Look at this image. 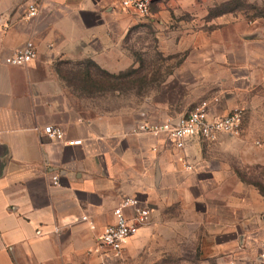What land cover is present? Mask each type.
<instances>
[{"label": "crops", "instance_id": "0c3cea01", "mask_svg": "<svg viewBox=\"0 0 264 264\" xmlns=\"http://www.w3.org/2000/svg\"><path fill=\"white\" fill-rule=\"evenodd\" d=\"M29 4L34 17L27 16ZM130 16L143 18L118 0H0V264H223L258 253L264 195L242 182L240 150L247 144L220 134L177 150L163 135L132 132L147 121L144 113L130 121L127 110L102 107L96 94L67 82L95 83L88 62L109 74L129 68L123 42L135 21ZM254 29L248 40L257 42L264 28ZM207 37L201 52L224 46ZM27 42L34 60L4 63ZM217 66L223 79L209 100L211 116L242 104L249 131L264 133V80H249L248 65ZM240 66L245 78L230 80L225 69ZM45 126L61 128L64 139L50 140ZM73 140L81 143L66 144ZM250 163L264 165L254 157ZM124 197L147 205L150 223L120 257L98 253L101 231Z\"/></svg>", "mask_w": 264, "mask_h": 264}, {"label": "rangeland", "instance_id": "374dc122", "mask_svg": "<svg viewBox=\"0 0 264 264\" xmlns=\"http://www.w3.org/2000/svg\"><path fill=\"white\" fill-rule=\"evenodd\" d=\"M185 2L176 0L168 4L166 0H152L146 17L130 16L135 21L131 22L123 42L129 55L128 69L113 73L111 78L89 67L95 83L67 82L85 95L96 94L102 107L127 110L130 121L144 113L145 120L155 123L185 115L199 102L210 100L218 88L216 80L223 79L217 64L248 65L249 80H264V36L257 42L248 40L254 28H264V0ZM223 14L221 21L217 15ZM203 35L209 36L206 39L213 44L222 40L224 46L211 52L204 46L205 51L201 52L202 42H206ZM241 66L225 69L230 80L245 78L241 73L246 69ZM236 108L243 112L240 132L223 135L247 144V149L240 150L242 182L257 187L264 195V165L250 163L254 157L264 164V133L250 132L247 109L237 104L229 111ZM258 118L264 123V116Z\"/></svg>", "mask_w": 264, "mask_h": 264}, {"label": "built area", "instance_id": "2783aa9c", "mask_svg": "<svg viewBox=\"0 0 264 264\" xmlns=\"http://www.w3.org/2000/svg\"><path fill=\"white\" fill-rule=\"evenodd\" d=\"M151 1L118 0L124 9L131 10L140 17H146L149 14ZM27 11L28 17H34L37 14V8L34 4H29ZM35 58L34 46L31 42H27L11 56L5 58L4 63L18 66L27 64ZM216 101V99H213V102ZM211 103L209 100L201 101L187 114L164 122L149 123L142 121L134 127L132 132L154 137L163 135L175 149L180 151L185 149L186 143L190 139L212 142L220 134L238 135L243 116L242 110L236 108L225 116L213 117L210 114ZM43 134L55 142H60L64 139L62 129L55 126H45ZM80 143V140H73L68 141L66 144L72 146ZM186 168L191 169L187 165ZM51 181L54 185H57L58 176H53ZM112 216L113 222L102 229L95 251L98 253L109 252L120 257L128 240L150 223L151 209L136 198L124 197L118 206L114 208ZM82 220L87 221V217H82ZM90 229L95 230L92 222H90ZM223 264H264V240L260 242L258 253L250 261L229 260Z\"/></svg>", "mask_w": 264, "mask_h": 264}, {"label": "trees", "instance_id": "16d2710c", "mask_svg": "<svg viewBox=\"0 0 264 264\" xmlns=\"http://www.w3.org/2000/svg\"><path fill=\"white\" fill-rule=\"evenodd\" d=\"M87 65H88V67H91V68H93V69H95V70L101 72L102 74L108 76V77H111V78L114 77V74H109V73L105 72L104 70H101L99 67L95 66V65L92 64V63H89V62H88ZM82 83L86 84V83H87V80H86V81L83 80Z\"/></svg>", "mask_w": 264, "mask_h": 264}]
</instances>
